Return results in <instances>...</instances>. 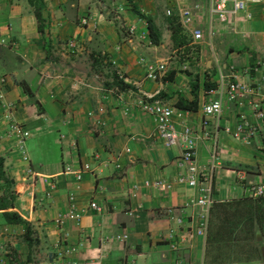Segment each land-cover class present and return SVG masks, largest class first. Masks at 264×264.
I'll return each instance as SVG.
<instances>
[{
  "label": "crops",
  "instance_id": "1",
  "mask_svg": "<svg viewBox=\"0 0 264 264\" xmlns=\"http://www.w3.org/2000/svg\"><path fill=\"white\" fill-rule=\"evenodd\" d=\"M31 1L40 24L28 0H0V76L5 78L0 157L14 196L9 210L30 225L35 239L27 264H50L53 245L64 231L72 245L82 244L70 256L75 264H264V198H249L245 188L264 181V121L250 109L257 104L264 112V3L247 7L249 19L240 13L229 25L214 21L208 38L210 0ZM185 8L203 30V40L191 44L179 27L181 44L175 47L171 28L178 24L177 11ZM148 25L156 43L149 39ZM162 61H168L164 76L143 80V63ZM218 67L225 75L221 93ZM234 78L250 94L230 102L224 91ZM136 83L159 94L174 125L196 132L204 118L202 104L221 96L212 172L216 202L208 210L203 240L181 241L184 231L194 228L198 209L192 205L196 190L175 181L185 172L178 166L179 146H164L151 116L134 108L124 112L132 101L127 89L134 91ZM115 86L120 94L111 92ZM3 103L12 104V119L29 132L26 163L7 136ZM242 118L247 138L235 140L223 128L233 130ZM208 120L210 137L195 143L200 172L210 165L216 124ZM85 163L89 170L78 181L62 172L65 165L78 170ZM28 167L36 175L33 181L25 174ZM154 180L169 183L170 189L143 186ZM91 201L100 214L87 207ZM70 204L81 217L58 229L53 220ZM175 217L180 225L171 220ZM21 234L19 226L5 224L0 211L4 264L10 251L24 261L28 250ZM118 235L125 238L113 239Z\"/></svg>",
  "mask_w": 264,
  "mask_h": 264
},
{
  "label": "built area",
  "instance_id": "2",
  "mask_svg": "<svg viewBox=\"0 0 264 264\" xmlns=\"http://www.w3.org/2000/svg\"><path fill=\"white\" fill-rule=\"evenodd\" d=\"M264 0H210L208 8V20L206 34L208 38L213 35L212 24L214 21L220 24H231L232 20L240 13L243 14L245 19L250 18V13L247 11L249 5L263 4ZM167 16L170 15L169 11H166ZM178 25L184 30L190 39L191 44H197L203 40V30L197 27L192 22V14L189 9H179L177 11ZM84 24V22H81ZM129 34L132 33V28L128 29ZM3 43L0 40V44ZM168 61L162 62H146L143 63V80L156 82L159 81L165 74V66ZM264 65V62H262ZM217 75L216 85L220 89V93L223 90L225 84V75L222 70L218 67L215 70ZM5 78L0 76V85L4 84ZM113 93H121L115 86L112 91ZM225 95L226 99L230 102L241 101L244 96L250 94L248 87L237 81L235 78L227 82L225 85ZM128 96L131 98V105L124 108V112L128 113L130 109H136L140 113L149 115L152 117L154 122V133L163 142L165 147L179 146L180 156L178 158V166H182L185 172L176 178L178 184H183L188 188L195 189L197 192L196 197L193 199L192 205L198 209L196 215V224L194 228L184 231L181 241H189L193 237H199L202 240L205 238L206 226H207V216L208 210L216 202L212 196L213 189V169L216 160V146L214 145L216 132H217V122L221 113V96L219 95L216 99L205 102L201 106V114L204 117L200 123V130L196 132L193 128L187 125L176 126L172 122V111L165 105L159 94L157 92H147L141 88L139 83L134 85V91L127 89ZM219 93V94H220ZM3 115L6 120L7 136L14 140V145L16 150L19 152L21 160L27 162V156L24 150V141L29 137V132L25 130L21 124L17 123L11 117V110L13 108L10 103H3ZM250 109L253 112V116L256 120L264 121V112H262L257 104H251ZM97 112L101 113L102 109L97 108ZM92 116V112L87 114ZM178 116H180L178 114ZM211 118L216 124L215 129L211 134V148L209 152V168L206 172H200L197 169L195 162V143L197 140L206 139L209 136V131H206L209 120ZM248 128V123L243 118L237 122L233 130L228 128H223V131L230 135L235 140H243L247 138L244 136L245 129ZM74 146V142H72ZM126 148L124 152H128ZM96 156H91V159H95ZM89 170V165L87 163L80 165L78 170L70 165H65L62 172L65 174H72L75 180H80L81 173ZM25 174L30 177L33 181L35 178V173H33L30 168L25 169ZM239 181L243 178L239 177ZM144 187H150L157 191H167L170 189V184L161 180H154L151 182L144 181ZM245 188L248 192L249 198L259 199L264 198V181L262 183H246ZM87 207L95 212L96 214L101 213V208L94 202H89ZM168 215L173 214V210H166ZM130 215V214H128ZM81 217L79 211H77L72 204L67 208L66 212L58 215L54 220V224L58 229L63 228L65 222H72L77 224ZM171 220L176 224L180 225V219L177 217L171 218ZM171 232L168 233V239H172ZM124 236H115L113 239L117 241L123 240ZM109 238H103V240H108ZM81 243L72 245L68 242V234L64 231L61 232L60 238L53 245V251L50 258V264H75L74 261L70 260V256L74 254ZM170 249H175L176 245L174 242L169 243Z\"/></svg>",
  "mask_w": 264,
  "mask_h": 264
},
{
  "label": "trees",
  "instance_id": "3",
  "mask_svg": "<svg viewBox=\"0 0 264 264\" xmlns=\"http://www.w3.org/2000/svg\"><path fill=\"white\" fill-rule=\"evenodd\" d=\"M30 5L33 6V15L38 24H40V15L38 12V8L33 5L31 0H28ZM178 25V24H177ZM173 24L171 28V42L173 46H180L181 41H178L177 34L179 26ZM148 36L151 43H156L155 33L151 26H147ZM184 44V43H183ZM11 183L10 180L5 176L3 169V159L0 157V211L1 216L7 225H16L22 229L21 241L27 247V254L25 255L24 261H21L20 254L15 251H10L7 255L9 258V264H27L30 262L31 248L35 245V239L32 235V231L30 225L25 222L17 213L10 211L12 208L14 196L11 192Z\"/></svg>",
  "mask_w": 264,
  "mask_h": 264
},
{
  "label": "rangeland",
  "instance_id": "4",
  "mask_svg": "<svg viewBox=\"0 0 264 264\" xmlns=\"http://www.w3.org/2000/svg\"><path fill=\"white\" fill-rule=\"evenodd\" d=\"M2 261H3V260H0V264H4Z\"/></svg>",
  "mask_w": 264,
  "mask_h": 264
}]
</instances>
